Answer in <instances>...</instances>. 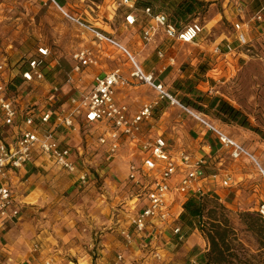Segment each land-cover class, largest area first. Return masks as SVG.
I'll use <instances>...</instances> for the list:
<instances>
[{
	"label": "rangeland",
	"instance_id": "rangeland-1",
	"mask_svg": "<svg viewBox=\"0 0 264 264\" xmlns=\"http://www.w3.org/2000/svg\"><path fill=\"white\" fill-rule=\"evenodd\" d=\"M56 1L61 3L60 0ZM113 1L117 3L118 0H81V6L75 7L73 14L94 27L109 32L112 18L123 17V12L126 11L125 8L115 10ZM196 1L203 5L197 6L193 14L177 20V24L184 25L198 21L204 27V31L195 43H181L177 49L167 51L173 52L174 56L178 55L176 72L178 77L170 87L174 89V82L184 81L188 77L193 83L195 82L199 91H204L208 96H217L238 109L251 127L257 129L258 134L254 132L252 134L260 140L246 142L237 131L240 128L244 131L246 129L236 124L225 126L224 123L216 121L210 111L205 115L228 137L256 155L258 151L264 150L258 147L252 149L249 141L251 144L264 143L262 136L264 135V21L257 22L253 20V16L260 7H264V0H227L224 1L225 8L222 4L223 0H218L214 2L213 10L210 9L211 3ZM239 1L244 4L240 15L242 22L248 25L244 33L246 43L243 46L237 42V34L233 31V24L240 21L237 14ZM73 2L75 3L74 0ZM172 2L175 4L166 7L163 12L174 20L172 9L177 2ZM49 5L52 7L49 8ZM218 13H224L227 20L219 18L215 25L209 19L213 14ZM58 15L61 16L49 0H0V61L5 60L8 65L17 61L14 67L23 66L25 58L33 55L37 48H47L50 58L47 61L49 65L45 78L49 76L48 79L57 82L53 85L58 88V97L61 98L64 95H74L82 85L87 88L95 75L106 74L102 71L114 69L113 59L103 62L101 58L112 53L117 54L107 46H96L91 40H88V44H82L85 38H80L72 25H65L66 23ZM213 25L215 28H211ZM76 29L81 30L77 27ZM140 39L143 45H147L142 38ZM219 42L222 47L226 42L231 43L236 49L235 56L230 55L226 58L214 56L211 49ZM121 43L128 48L124 42ZM148 45H156V39L154 43ZM82 48L94 51L97 65H91L81 73L75 74L72 72L74 64L72 55ZM159 51L164 53L163 50L155 47V54ZM53 52H56L59 58L54 57ZM54 60L58 62V70L61 72L53 71L55 66L50 63ZM199 65L209 69L207 73L212 78L207 82L206 78L197 76ZM69 79L71 81L67 86ZM202 83L206 84L205 87L201 85ZM183 93L180 91L177 99H180ZM160 114L159 111L154 114L156 122H159ZM164 119L166 122L164 120L162 121L164 123H160L158 133L163 135L173 150H182L194 157H204V173L207 180L203 185L202 194L216 196L220 204L227 205L226 215L242 243L245 254L249 256L246 259L252 264H264V251L259 250L254 236L246 230L239 218L240 213H256L249 209L257 208L259 205V203L255 204V201L256 196L261 195V181L252 165L244 159L233 161L229 151L216 142L213 143L216 145L213 150L203 146L206 140H211L210 134L202 135L198 127L194 130L190 123L191 119L179 108L168 111ZM154 126H146L144 131L157 132L152 130ZM100 129L99 126H82L78 133L74 132L70 135L69 146L74 150L77 147L83 149L82 160L89 172V179L85 185L79 184L78 181L73 183L72 177L67 172L55 167L51 174L46 173L50 174L48 179L52 183L46 185V179L42 180L41 185L45 187L42 191L44 200L38 206L40 212L33 211L31 219L37 218L34 219L35 227L37 229L46 227L49 235L44 247L41 248V241L37 240L39 242L37 244L40 245L34 243L33 249L40 251L39 253L45 257L44 262L52 260L55 264H112L117 255L122 256L120 264H196V256L202 251H208V244L199 230V227L204 225V219L200 222L195 221L194 229L191 231L185 226L182 229L184 238L180 242L172 236L171 231L166 236L168 240L163 236L164 234L158 233L149 238L139 237L133 234L132 228L127 231L132 233L130 243L121 236L120 232L128 228L132 216L131 202H135L136 210L142 203L135 199V194L140 193V190L128 180L129 153L126 148L122 146L115 159L109 163L104 162L105 149L98 144ZM225 178L229 179L228 187L220 185ZM223 197H226L227 203L224 202ZM176 225L179 228L184 226L179 220ZM194 233L192 240L201 243L202 247L189 244L188 238ZM115 243L121 245L120 250L118 247L115 250H108L110 245ZM134 245L137 249L133 248ZM237 250L240 251V247H237Z\"/></svg>",
	"mask_w": 264,
	"mask_h": 264
},
{
	"label": "built area",
	"instance_id": "built-area-1",
	"mask_svg": "<svg viewBox=\"0 0 264 264\" xmlns=\"http://www.w3.org/2000/svg\"><path fill=\"white\" fill-rule=\"evenodd\" d=\"M61 16L92 36V43L96 46H107L124 56L128 63L126 70L116 67L104 75L95 76L89 86L78 90L74 95L58 97V88L50 90V100L46 107L37 109L27 102L30 93L45 83L50 52L47 48L39 47L33 55L25 58L23 66L14 67L0 61V111L2 125L13 131L10 139H0V223H15L20 210L12 190L6 180L18 173L25 165L36 157L50 161L55 167L75 174L77 181L85 185L89 179L83 159V149L69 146L70 135L76 132L78 124L85 126H99L105 129L98 137L99 146L105 149L104 162L115 159L123 144L128 148L127 161L128 180L142 189L135 199L142 200V206L131 220L133 234L143 237L156 234L160 230H170L177 241L183 240L184 235L176 225L179 218L178 209L190 196L202 194L203 185L207 180L204 173V157H194L179 150H173L161 133L145 132L146 126L154 119V114L161 101H167L171 106L179 108L189 119L201 127L203 134L215 137L219 145L229 151L233 161L244 159L248 161L261 180H264V163L248 151L241 144L228 137L209 119L197 111L182 105L165 86L158 82L153 73L144 71L136 61L134 55L112 35L102 29L94 27L79 16L71 15L56 0H49ZM137 0L113 1L115 10L125 8L123 12L126 27H133L140 17L148 19V26L142 33L145 44L155 42L156 36L161 34L173 42L183 44L195 43L204 31L198 21L184 25L172 23L165 13H154L151 7L137 9ZM244 4L238 2L237 14L240 21L233 24V31L240 46L246 43L244 33L248 25L242 22L241 13ZM253 20L264 21V7H260ZM211 53L216 57L235 56L236 49L231 43H215ZM157 56L164 58L159 51ZM74 62L72 72L79 74L83 69L97 65L96 55L89 48H82L72 55ZM51 65L57 66L56 60ZM20 78L23 85L16 84ZM206 82L209 78L205 75ZM71 80L67 81L69 84ZM33 85V86H32ZM130 86H145L156 92L155 99L144 103L136 113H131L127 105L119 104L115 97V90ZM210 149V147H208ZM222 187H228L229 179H222ZM177 208V209H176ZM256 213L264 219V203H261ZM127 243L131 242L132 233L123 234ZM121 255H117L112 264H120ZM44 264H55L47 260Z\"/></svg>",
	"mask_w": 264,
	"mask_h": 264
},
{
	"label": "crops",
	"instance_id": "crops-1",
	"mask_svg": "<svg viewBox=\"0 0 264 264\" xmlns=\"http://www.w3.org/2000/svg\"><path fill=\"white\" fill-rule=\"evenodd\" d=\"M74 1L75 3L73 2V0H60L61 3L59 4L62 5L68 12L73 14L75 10L74 8L81 6L80 4L81 0H74ZM153 1H156V0H153ZM172 1H176L177 3L175 6H177L179 2H181L182 0H159V2H157V6L159 9L164 10L166 9V7L173 6V4H175ZM200 1L211 3L210 9H212L215 5L214 2H217L218 0H200ZM224 1H227V0H223L222 2L223 7L225 8L226 5ZM142 2L152 3V0H137L136 5L137 7H139L138 8L139 10L141 9L140 6L142 7L145 6V4H142ZM153 4H156V3H153ZM51 7L52 6L49 5V8ZM154 7H156V5ZM224 13L226 14L227 12H224ZM224 13L222 14L218 13L217 15L213 14L210 17L209 21L210 22L213 21L214 24L217 25L219 18L226 19V15ZM58 16L64 23H66L65 25H72L74 30L78 33V36L80 35V38H85V41L81 42L82 44H88V40L92 41V36L89 33L85 31L83 32L81 30H77L73 24L66 21L60 15ZM112 20L113 21L112 22L110 21L109 23L112 25V27H109V32L108 31L106 32L110 33L112 37H114L116 40L118 41L120 40L121 42H124L129 48V49L127 48L128 51H130V53L134 55L136 61L142 66L144 71L148 73H153L158 82L162 83L172 95L177 96L178 93H175L176 90L171 89L170 86H171V83L175 81L178 77V75L176 74V72L178 71L177 70L178 55L176 54L174 56L173 52L168 53L167 51H171V49L172 50L177 49L179 45H181V43L170 41L166 38H163L161 34H158L156 36V45H143L140 38H141L143 31L147 28L149 24L148 19H146L145 17H140L137 20L136 24L131 28L126 27V25L124 24L123 17H115V18H112ZM215 25L211 26V28H215ZM221 35L224 36V34H221ZM155 47H158V49L164 51L163 59L158 58L157 54H155L154 52ZM110 49L113 50L115 54H117L116 50L112 48ZM52 51H54V49ZM53 54H55L54 57L59 58L56 55V52H53ZM110 58L114 60L113 68L121 67V66L123 67L124 70L128 68V63L126 61V58L119 54L114 55L112 53L107 57L103 56L101 58V61L104 62ZM15 62L17 63V61ZM16 63H12V65L10 66H14V64ZM56 63L58 64L57 61ZM58 68H59V65L55 66L53 71L61 72V70H58ZM102 72L107 73L109 72V70L107 69ZM102 72H99V73H102ZM48 77L49 76H46L45 83L37 87L35 92L30 93V95L27 98L28 104H30L31 106L37 109L44 108L46 107V105L49 104V100L51 98L50 90L52 87H54L53 84H57L56 81H51L50 79H48ZM15 82L18 85H23L22 88H26V85L24 83L22 84V81L20 80L19 77L16 78ZM82 84L83 83H80V85ZM66 85L68 86L69 84L66 83ZM201 85L205 87L206 84L202 83ZM85 88H86L85 85H82L81 88H78V90H83ZM203 90H205V88H203ZM156 96L157 95L155 91L147 87L145 88V86H130V87L122 88V89L118 88L115 90V97H116L117 102L119 104L127 105L131 113H136L144 103L155 99ZM61 99H63V97ZM175 108H176L175 106H171L167 101L165 100L161 101L159 104V107L157 108L155 112L157 113L159 111L161 113L160 117L158 118L159 122H156L154 118L152 123L148 125V127L155 125L154 127H152V130H155V131H157V129L160 130V123L165 120L164 116L167 114L168 111L174 110ZM2 117L3 116L0 111V139L8 140L13 136V131L2 125V119H3ZM216 121H219V120H216ZM164 122H166V120ZM190 123L191 125H193L194 130L197 129L198 127L199 130L201 131V134L203 135V132H202L203 130L201 129V127H199L198 124H196L195 122L191 120H190ZM82 126H85V125L78 124L76 133L79 132L80 127ZM225 126H229V125L225 124ZM104 130L105 129H102V128L100 129L99 136L104 132ZM239 130L237 131L240 133L241 137L244 138L242 140H246V142L248 140L256 141L258 139L257 136H254L252 132L248 130L244 131V130H241V128ZM148 131L152 132L151 130H148ZM152 133H155V132H152ZM210 138L211 140L213 139V141L206 140L203 146L210 147L209 150H213L214 147L216 146V145H213V143L216 142V144L218 145L219 143L215 139V137L210 135ZM249 145L252 146L251 147L252 149H254L255 147H258L260 150H264V147H262L264 143L262 142H255L251 144L249 141ZM122 146L123 148H126V150L128 151V148L126 147L125 144H123ZM128 153L130 152L128 151ZM254 156H256L262 163H264V151H258L257 154ZM54 167L55 166L47 159L42 158V157H38V158L36 157L31 163L25 165L22 169H20L18 173H15L13 176H11V178L6 180V184L12 190L15 196L16 202L19 206L20 216L15 223H8V224L0 223V264H44L43 262L45 260V257H43L41 253H39L40 251L39 252L35 251V249H33V246H34V243H36L35 245L37 246L40 245V244H37L39 243L37 240H40L41 248L44 247V245H46L45 240L47 238V235H49V233L46 227H43V229H37V227H35L36 220L34 221V219H37V218L31 219V215L33 211L35 210L38 213L40 212L38 206L41 205L42 201L44 200L42 191H44L45 189V187H43L41 183L43 179H46V185L52 183L48 179V175H50L52 171H54L53 170ZM48 172H50V174H46ZM67 174L72 177L73 183L77 182V177L75 174H69V173ZM260 181H261V184H260L261 195L259 196L257 195L256 201H255V204L259 203V205L261 203H264V180L260 179ZM135 188L140 190V193L135 194V198H136L138 195L141 194L142 189L139 187H135ZM28 199H30V201ZM223 199H224V202L227 203L226 197H223ZM139 201H142V200H139ZM131 203L132 204L130 208L132 211V216L128 223V228L122 229V231L120 232L122 237L126 231L132 228L130 224L131 220L133 216L138 212L140 207L142 206V204H139L136 210V208L134 207L135 202L133 203L132 201ZM256 209L257 208H251L249 210H253L256 212ZM181 212H182V208L180 207V209H178L179 215L181 214ZM159 230L160 231L158 232V234L159 235L164 234L163 236L165 238L166 236H168L170 232V230L163 231V229L161 228H159ZM148 231L146 232V235L143 237L149 238L152 236V234H149ZM153 235H156V234H153ZM194 235L195 233L190 238H188L189 244L191 246H195V244H197L199 247H202L201 243H199L198 241L195 242L192 240L193 239L192 237ZM153 238L155 239V236ZM166 240H168V238H166ZM117 247L119 249L121 245L119 243H115L113 245H110V249L108 250H115ZM133 248L137 249V246L134 245ZM116 251L118 252V250Z\"/></svg>",
	"mask_w": 264,
	"mask_h": 264
},
{
	"label": "trees",
	"instance_id": "trees-1",
	"mask_svg": "<svg viewBox=\"0 0 264 264\" xmlns=\"http://www.w3.org/2000/svg\"><path fill=\"white\" fill-rule=\"evenodd\" d=\"M137 2V1H136ZM159 0L152 3L147 2L144 7H151L154 13H164L163 9L154 7ZM156 3V4H153ZM154 5V6H153ZM203 3L196 0H182L173 8L174 20H169L177 24V20L185 18L195 12L196 7H201ZM167 9V8H166ZM165 10V9H164ZM197 76L205 75L209 71L205 66L197 67ZM175 93L183 91V96L176 99L184 106L205 115L210 111L215 118L224 124H236L248 131L258 134L257 129L251 127L249 121L242 113L232 105L217 96H208L206 93L199 91L190 78L184 81H176L173 84ZM174 96V95H173ZM191 98V99H190ZM261 135V134H260ZM264 136V135H262ZM182 212L179 215V223L189 227L191 231L195 221H204L203 227H199L204 239L208 244V251L202 252L196 256V264H252L246 257L242 243L237 238L235 229L226 215L227 205H222L218 199L207 194H197L188 197L181 206ZM239 218L246 230L254 236L258 243L259 250L264 251V219L257 213L244 212L239 214ZM240 247V251L237 250Z\"/></svg>",
	"mask_w": 264,
	"mask_h": 264
}]
</instances>
